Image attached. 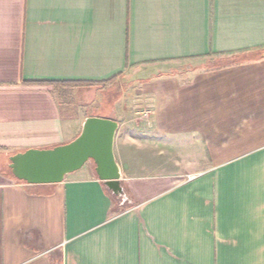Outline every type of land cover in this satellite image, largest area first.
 Wrapping results in <instances>:
<instances>
[{"label":"crops","instance_id":"0c3cea01","mask_svg":"<svg viewBox=\"0 0 264 264\" xmlns=\"http://www.w3.org/2000/svg\"><path fill=\"white\" fill-rule=\"evenodd\" d=\"M263 52L264 0H0V264H264ZM120 79L147 117L83 113ZM89 117L118 123L124 198L12 176Z\"/></svg>","mask_w":264,"mask_h":264},{"label":"water","instance_id":"95a60500","mask_svg":"<svg viewBox=\"0 0 264 264\" xmlns=\"http://www.w3.org/2000/svg\"><path fill=\"white\" fill-rule=\"evenodd\" d=\"M117 130L115 121L86 118L74 140L51 149H28L17 153L10 157L8 168L17 181L27 185H56L91 161L98 181L114 197L122 199L121 173L114 155Z\"/></svg>","mask_w":264,"mask_h":264},{"label":"rangeland","instance_id":"374dc122","mask_svg":"<svg viewBox=\"0 0 264 264\" xmlns=\"http://www.w3.org/2000/svg\"><path fill=\"white\" fill-rule=\"evenodd\" d=\"M215 61L214 59H202V60H191L182 63V66H178L176 68L182 67V71L192 72L197 69H205L211 66V63ZM180 65V64H177ZM176 68H174L176 70ZM174 70V71H175ZM176 72H180V69ZM138 83H131L126 81V79H120L119 81L115 80L107 86L102 87L101 89H92L89 96H87L86 92H83L82 99L84 102L92 101V105H84L83 113L87 115H97V116H105L107 109H110V104L115 101H118V105H120V110L131 112H136L137 120L144 119V114L147 109L144 108L145 105H140L137 99V95L135 94L134 86ZM89 90V89H88ZM87 90V91H88ZM73 95L71 91L67 92V96ZM68 99H71L70 97ZM72 100V99H71ZM77 100V98H75ZM98 103V104H97ZM109 106V107H108ZM144 108V109H143ZM105 119V118H103ZM110 120V119H108ZM85 171L94 172V164L90 161L86 163L81 169V172L85 174Z\"/></svg>","mask_w":264,"mask_h":264},{"label":"built area","instance_id":"2783aa9c","mask_svg":"<svg viewBox=\"0 0 264 264\" xmlns=\"http://www.w3.org/2000/svg\"><path fill=\"white\" fill-rule=\"evenodd\" d=\"M147 116H148V113H145V114H144V117H147Z\"/></svg>","mask_w":264,"mask_h":264},{"label":"trees","instance_id":"16d2710c","mask_svg":"<svg viewBox=\"0 0 264 264\" xmlns=\"http://www.w3.org/2000/svg\"><path fill=\"white\" fill-rule=\"evenodd\" d=\"M262 58V57H261ZM19 182V181H18ZM21 183H23V182H21Z\"/></svg>","mask_w":264,"mask_h":264}]
</instances>
